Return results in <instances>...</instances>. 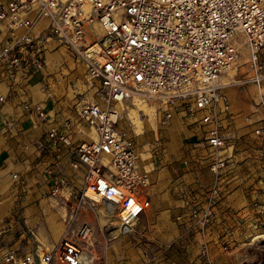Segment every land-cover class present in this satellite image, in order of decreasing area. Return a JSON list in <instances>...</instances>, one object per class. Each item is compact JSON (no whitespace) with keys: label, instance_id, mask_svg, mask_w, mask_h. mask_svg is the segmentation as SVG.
<instances>
[{"label":"built area","instance_id":"1","mask_svg":"<svg viewBox=\"0 0 264 264\" xmlns=\"http://www.w3.org/2000/svg\"><path fill=\"white\" fill-rule=\"evenodd\" d=\"M43 18L47 25L36 34ZM0 23L10 31L0 45V64L9 79L28 80L40 71L45 65L42 37L55 38L83 62L94 87L92 102H83L63 128L50 126L38 142L56 159L48 171L50 194L68 187L61 170L64 153L69 155L68 165L80 171L73 215L87 200L97 211L107 208L117 219L115 230L125 235L150 207L149 171L138 165L130 130L119 126L125 114L120 104L132 103L136 95L162 106L164 119L182 112L207 126L205 159L212 180L201 197H188L186 229L199 236L202 261L213 264L207 237L227 165L221 130L230 106L220 78L236 64V41L242 35L248 72L242 82L263 87L264 0H0ZM259 96L254 134L264 150V92ZM23 107L45 121L41 104L25 102ZM79 124L92 128L94 140L73 139L70 129ZM70 227L50 249L10 250L3 262L87 264L83 243L93 244L91 228L84 223L75 231Z\"/></svg>","mask_w":264,"mask_h":264},{"label":"crops","instance_id":"2","mask_svg":"<svg viewBox=\"0 0 264 264\" xmlns=\"http://www.w3.org/2000/svg\"><path fill=\"white\" fill-rule=\"evenodd\" d=\"M46 25L47 19H40L36 25L35 33L38 34L45 29ZM9 34L10 31L7 27L0 23V45L4 44ZM41 42L45 47V65L40 71L33 73L28 80L9 79L6 69L0 64V97H3L0 100V257L7 251L20 248L24 252H32L30 243H25V241L22 243L16 236V232L20 229L19 216L29 217L32 224L39 223L38 232L42 237L54 232L56 227L61 225V222L57 220V215L50 214L51 211H61L60 206L57 205V199L45 194L49 192L50 188V184L47 183V172L53 167L56 159L50 150L43 149L38 142L50 126L63 128L64 121L75 117L76 109L83 102L94 100V87L85 76L83 62L75 59L55 38L42 37ZM222 79H227V76L224 74ZM222 82H224L229 105L232 106L233 111H230L229 106V114L222 119L221 132L225 139L229 138L231 145L225 147L224 151H229L228 155L226 154L228 157L232 153L229 160L233 162L226 165L222 175L221 196L223 200L221 202L219 200L220 203L218 202L216 205L220 206L216 214V234L223 226V223L220 222L222 219L234 217L231 211L222 210L228 206H236L239 199H247L248 193H252L253 186H250L252 177H254L251 175L252 169L261 167L264 169V150L260 146L258 137L254 134V129L257 126V123L254 124V122L260 116L259 107H255L251 101L255 89L245 86L250 95H246L247 98L243 99L241 97L244 95L243 93L246 94V91L237 84L242 81ZM77 93H83V96L77 97ZM78 98H81V101H78V105H74ZM260 99L258 96L257 102ZM25 102L41 104L47 114L45 121L39 120L33 110L25 109L23 107ZM131 104H135L137 109L140 108L143 111L149 108L152 112L149 114L151 117L145 120L140 119L136 109L130 107ZM120 109L126 110V115L131 118L132 123L136 119L142 122L139 128L136 127L138 121L133 123L137 133L143 131L145 122L151 126L154 124L152 119L154 106L149 105L141 97L134 98L132 103L120 104ZM253 110H256L254 114H252ZM179 117V115L174 117L167 128L166 135L171 137L167 142L169 144L167 153L171 154L176 150V147L183 141L184 134L190 133L189 140L194 139L197 143L192 144L193 149L189 150V153L187 152L189 163L180 165V162L174 161L172 165L154 166L150 156L139 154L141 150L139 146L138 149L136 147L138 165L150 173V204H152L151 209L140 216L137 224L141 223L143 228L151 225L152 233L149 235L155 245H162L166 248V243L173 241L175 242L173 249L181 246L184 243L182 241H185L177 236L188 234L186 229L188 208L185 207L184 211H179L173 207L174 204L184 201V196L181 199L183 183L180 182L182 179L180 175H187L190 168L197 169L195 174L198 178L192 185L183 188V193H188L189 197H201L212 180V174L207 167L206 159H204L208 149L205 141L200 142L202 136H198L200 131L203 133V140H205L207 126L198 122L199 126L190 132L187 130L185 122H183L185 129L182 128L183 124ZM82 127V131L90 138L92 129L86 124ZM70 131L72 136L76 137V129L71 128ZM239 149L241 150L239 151ZM173 154L176 160L177 154L175 152ZM253 156H257L258 160L251 164L252 160L249 158L253 159ZM68 158L69 155L65 153L61 158L67 175L73 173L72 169L66 165ZM241 158L243 159L241 162H236ZM193 160L195 162L191 164ZM240 169L246 170L240 171ZM14 174L16 178L12 177ZM259 182L264 184V179L256 180L255 186L258 187ZM43 215L45 220L40 222ZM25 222L27 223V221ZM213 244L215 243L211 242L212 246ZM36 250L40 252L41 246H37ZM181 260L184 262V259ZM151 264H165V262L161 258H156Z\"/></svg>","mask_w":264,"mask_h":264},{"label":"rangeland","instance_id":"3","mask_svg":"<svg viewBox=\"0 0 264 264\" xmlns=\"http://www.w3.org/2000/svg\"><path fill=\"white\" fill-rule=\"evenodd\" d=\"M238 38L239 39L236 42L238 43V45H240V55L234 67L225 73L227 79L223 80L221 77V80L225 81V83H228L231 80L233 82L239 80L244 81L247 78L248 72L245 63L247 59V46L244 44V37L242 35H240ZM262 54L264 56V48L262 49ZM222 81L221 83L223 84L224 82ZM237 84L239 85V87L244 88V90L246 91V94L243 93L244 95L241 97L243 99L247 98L246 95H250L248 88L245 86H248L250 88L254 87L255 90L254 93H252L251 101L253 102L255 107H258V96L260 95V92H264V86L261 89H258L250 82H239ZM223 89L225 91V85ZM76 96H83V93H77ZM78 101H81V98H78L77 102H75L74 105H78ZM148 104L154 106L152 117L154 124L152 126L147 125L144 121L145 128L142 129V132L137 133L133 125V123L135 124V122L133 121L132 123L131 118L129 116L127 117L125 112L126 110H123L125 114L119 122L121 127H129L128 129L133 135L135 141V148L137 147L138 149L139 146L141 150L139 154L143 153L150 156V160L151 162H153L154 166H163L166 164L172 165L174 161L180 162V165L189 163L187 152L189 153V150L193 149L192 144L197 142L194 139L189 140V137L191 136L190 133L186 135L184 134L183 141L180 143V145L177 146L176 150L172 151L171 154H168L167 151L169 149V144L167 142L170 141L171 137L166 135L167 128L171 124L170 121L173 120L174 117L179 115V120L181 121V124H183L182 128L185 129L183 123L185 122V125L188 128L187 130L192 132V129L194 130L199 126L197 116H192L181 112L172 115V117L167 120L163 118L162 106L153 103ZM130 107L136 109L137 115L140 117V119L145 120L150 117L149 114H146L142 109H137V106L135 104H131ZM230 111H233L232 106H230ZM255 112L256 110H253L252 114H254ZM258 118L256 119L258 120ZM256 119L254 124L257 123ZM83 125L84 124L78 125L76 129V137H84L86 140H89L90 138L86 133L80 134L78 131L83 128ZM199 135L202 136L200 142H204L203 133L199 131L198 136ZM76 137L73 136V139H77ZM200 142L198 141V143ZM230 145L231 143L229 141V138H226L225 147L227 148ZM137 149L136 152L138 151ZM240 150L241 149H239V151ZM174 152L177 154L176 160L174 159ZM228 152L227 150L224 151V153L227 155ZM231 157L232 153L231 156L229 155L227 159V165H229L230 162H233L229 160ZM249 159L252 160V162H250L252 164L257 162L258 157L253 156V159ZM199 160L200 158L198 159V161ZM242 160L243 159L241 158L240 160H236V162H241ZM194 162L195 160H193L191 164H193ZM66 165L68 168L72 169L73 172L72 174L68 173L67 175L64 170V165L62 164V174L67 175L68 177V187L61 189L55 195L50 194V192L45 193L46 196H51L57 199V205L60 206L61 211H51L50 214H56L57 220L61 222V225L57 226L54 232L48 233L47 236L42 237V235L38 232V228L40 226L39 223L37 225L30 223V218L26 216L18 217L20 229L16 232V236L17 238H20L22 243L24 241L25 243H30V245L32 246V252L35 251L37 246L39 245L41 246L42 250L50 249L53 244L57 242L63 232L69 228V226H71V229L69 230L75 231L78 225L84 223L91 228L92 232L91 241L93 244L89 245L87 243H83L86 253H88V255L92 257V261L89 264H151L156 258H161L162 261L165 262V264H205L199 257L198 245L200 244V238L198 235L189 233L180 234L177 237L179 239L182 238L183 240H185L182 241L184 243L181 246L173 249L175 242L170 241L169 243H166L167 245L165 248L162 245H155L153 239L150 238L149 234L152 233L151 225L143 228L140 225L141 223L137 224L131 233L125 235L117 234L111 236L108 233H105L102 228L104 217H100L97 211V207H92L90 202L87 200L81 205L78 214L73 215L75 204L74 195L77 194L76 191H78L79 187L81 186L80 171L71 168L68 165V161L66 162ZM195 170L197 169L190 168V170L187 171V175H180L182 177V179H180V182L183 183V185L181 186V199H183L184 196V201L178 202L177 204L173 205V207L175 209H179V211H184L185 207L188 208L189 195L188 193H183V188L192 185L195 179L198 178L196 177ZM245 170L246 169H240V171ZM251 175L254 176L252 177L253 180L250 185L253 186L252 193H248L249 196H247V199H239L236 206H228L227 208L222 210L231 211L234 217H231L229 219H222L220 222L223 223V226L220 228L221 230H218L217 234L215 233L217 218L216 214L220 206H216L213 222L209 230V235L207 237V239L210 240V246L213 252V264H264V184L262 182H259V186L257 187L254 183L256 182V180L264 179V169L262 167L254 168L252 169ZM50 176H52V174L50 175L47 172L48 184H50ZM222 200L223 198L221 196L220 202ZM52 202H54V200H52ZM151 207L152 204H150V207L147 211H149ZM44 220L45 218L43 215V218L40 222H43ZM25 221H27V223ZM220 222L218 221V225L220 224ZM108 237H110L109 240L107 239ZM211 242H214L215 244H213L212 246ZM20 249L16 251L24 252ZM3 255H1L0 257V264H6L3 262ZM181 259H184V262H182Z\"/></svg>","mask_w":264,"mask_h":264},{"label":"bare ground","instance_id":"4","mask_svg":"<svg viewBox=\"0 0 264 264\" xmlns=\"http://www.w3.org/2000/svg\"><path fill=\"white\" fill-rule=\"evenodd\" d=\"M230 70V69H229ZM136 97H139V96H136V95H134L133 96V99L134 98H136ZM142 98V97H141ZM133 99H132V101H133ZM155 104H158V103H155ZM145 113H147V114H151L152 112L149 110V108H146L145 110ZM151 117V116H150ZM137 119L135 120V123H137ZM120 122V121H119ZM140 123H142V122H139L138 121V124L136 125V127H140ZM92 129V128H91ZM125 129H127V130H129L128 129V127H125ZM80 130H82V129H80ZM80 130H78V131H80ZM140 131V130H139ZM84 133V132H83ZM82 133V134H83ZM94 138H95V136H94V132H93V130H92V133H91V137H90V139L89 140H87V141H92V140H94ZM99 213H100V215L101 216H103L104 217V223L102 224L103 226H102V228H103V230L106 232V233H108L109 235H111V236H114V235H117V234H119L120 232L119 231H117V230H115V227H117V219H116V217H114V216H112L111 214H110V212L108 211V209L107 208H99ZM119 230V229H118ZM85 258H86V263L87 264H89V263H91V261H92V257L91 256H89L88 255V253H86L85 254Z\"/></svg>","mask_w":264,"mask_h":264}]
</instances>
